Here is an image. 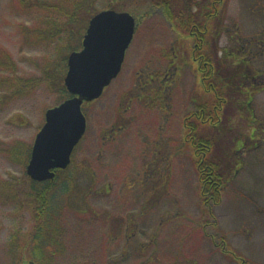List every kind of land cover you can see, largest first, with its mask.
Listing matches in <instances>:
<instances>
[{
    "label": "rangeland",
    "instance_id": "obj_1",
    "mask_svg": "<svg viewBox=\"0 0 264 264\" xmlns=\"http://www.w3.org/2000/svg\"><path fill=\"white\" fill-rule=\"evenodd\" d=\"M197 1L162 0L172 16L162 5L134 0L112 6L136 18V31L119 76L82 109L86 133L49 193L61 232L53 225L56 253L44 256L32 253L30 238L32 193L47 182L34 184L26 168L46 111L62 102L67 58L81 48L90 19L80 13L81 21L68 26L57 11L0 0V264H238L217 246L221 235L236 253L264 264V134L263 141H249L252 114L264 128V91L253 110L228 107L231 118L218 129L215 153L230 179L204 228L217 242L200 227L207 216L182 124L203 97L193 39L184 32L191 12L206 23ZM108 2L99 1L98 9ZM220 6L208 20L215 32L221 23L227 27L219 47L238 46L236 31L264 33V0ZM254 64L261 65L260 57ZM242 138L246 145L237 144Z\"/></svg>",
    "mask_w": 264,
    "mask_h": 264
},
{
    "label": "trees",
    "instance_id": "obj_2",
    "mask_svg": "<svg viewBox=\"0 0 264 264\" xmlns=\"http://www.w3.org/2000/svg\"><path fill=\"white\" fill-rule=\"evenodd\" d=\"M99 1L103 0H22L25 6H28V9L49 14L57 11L58 15L65 19V23L68 26L81 21L80 13H85L89 20L101 10L124 11L122 8L112 7L115 4L120 5L121 0H109L101 9H98ZM134 1L137 4H143L144 2L148 7H154L156 4L157 6L162 5L165 9L169 8L170 16L173 15L171 7H167L168 2L162 3V0H160L159 3L154 4V0ZM223 1L202 0L201 2H204L203 6H201L200 1H197L196 6L198 5L199 8L200 5L199 10L203 12V18L207 19L206 23L203 22V19L202 21L197 19L198 15L196 12H191L189 21L184 24V32L189 31L188 36L193 39L194 44L191 48V55L194 62H196L197 74L203 90V97L194 100L196 102L195 109L186 118H183L182 124L183 143L193 152L201 201L205 207L204 214L207 216L200 222V227H202L204 232V228L211 225V217L209 216H212L214 207L221 204L225 187L230 179L229 171L224 166L222 158L216 157L217 154L215 153L217 151L215 138L216 134H218V129L223 124H227V118H231L229 115L231 105H235L237 111H244L245 109L248 112L249 109L253 110L254 97L264 91V61L261 60V57L264 56V33L242 37L236 31L234 36L237 37L235 42L240 41L238 46L234 48L230 46L225 49L219 47L217 44L218 37L220 33L226 32L227 27H223L224 25L221 23L219 32H215L208 20H213L214 17L210 15V12L212 9L218 8ZM64 3L67 5L63 6ZM196 6H193L191 2L190 8ZM51 28L55 29L57 26L52 25ZM213 36H216L215 40L213 39L214 42L210 40V37L212 39ZM76 50V48H73L71 51ZM258 57H260L261 65L256 66L254 62L257 61ZM2 64L4 62H0V65ZM60 82L61 101H63L69 98L70 95L63 84V80ZM252 116L253 122L250 124L252 135H250L249 141H256L258 138V140H261L264 134L263 123L258 120L256 115L252 114ZM246 141L245 138H242L237 141V144L246 145ZM257 145L258 143H254V146ZM236 153H238V149L233 152L235 159L237 157ZM60 172H57L54 181L47 182V185L42 187V189L35 188L32 193L37 208L35 211L34 231L30 238L32 242L28 243L31 244L32 253L34 254L41 252L46 256L56 253V247L53 243L58 239H54L56 235L52 232L53 225H55L56 234L57 231L58 234L61 231L59 230L60 226L52 218L54 211L51 207V196L49 193L53 188L54 182L58 180L57 177ZM205 236L209 237L213 242H217L215 240L217 237H213L208 232H205ZM218 241L217 246L228 258L238 264H253L231 249L224 236L221 235ZM36 260L39 259L37 258ZM40 264L42 263L40 262Z\"/></svg>",
    "mask_w": 264,
    "mask_h": 264
},
{
    "label": "water",
    "instance_id": "obj_3",
    "mask_svg": "<svg viewBox=\"0 0 264 264\" xmlns=\"http://www.w3.org/2000/svg\"><path fill=\"white\" fill-rule=\"evenodd\" d=\"M135 31L136 19L128 12L103 10L90 19L82 48L67 61L64 85L71 97L46 111L45 124L35 137L26 168L33 181H52L57 170L69 167L87 130L82 108L99 99L118 77Z\"/></svg>",
    "mask_w": 264,
    "mask_h": 264
},
{
    "label": "flooded vegetation",
    "instance_id": "obj_4",
    "mask_svg": "<svg viewBox=\"0 0 264 264\" xmlns=\"http://www.w3.org/2000/svg\"><path fill=\"white\" fill-rule=\"evenodd\" d=\"M152 78H153V77H152ZM152 78H151V79H152ZM154 79H155V78H154Z\"/></svg>",
    "mask_w": 264,
    "mask_h": 264
}]
</instances>
